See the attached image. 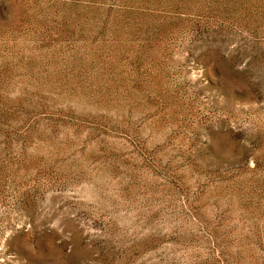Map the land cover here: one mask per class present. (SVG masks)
<instances>
[{"label":"rangeland","instance_id":"rangeland-1","mask_svg":"<svg viewBox=\"0 0 264 264\" xmlns=\"http://www.w3.org/2000/svg\"><path fill=\"white\" fill-rule=\"evenodd\" d=\"M0 264H264V0H0Z\"/></svg>","mask_w":264,"mask_h":264}]
</instances>
